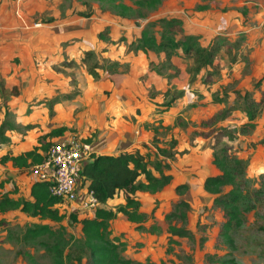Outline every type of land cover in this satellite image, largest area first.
I'll use <instances>...</instances> for the list:
<instances>
[{"label":"rangeland","instance_id":"obj_1","mask_svg":"<svg viewBox=\"0 0 264 264\" xmlns=\"http://www.w3.org/2000/svg\"><path fill=\"white\" fill-rule=\"evenodd\" d=\"M252 2L262 3V0H160V4L154 9L139 8L135 4V0H38L37 5L39 7L42 5L44 11L33 19L43 22L44 19L48 18L51 23H61L76 21L92 14L96 19H116L118 25L131 29H127V31L119 30L117 33L129 34L131 31H139V27L144 26L148 21L163 17L169 19L172 17H178V19L185 17V19L189 18L193 22L195 20L199 21L194 17L192 18L194 14L199 13H201L199 14L201 20H211L216 26L219 14L233 11L243 16L244 23L249 14L247 6ZM33 4L29 5L27 10L33 12ZM119 4L125 5L129 10L119 9ZM199 7L205 9H199ZM207 7H210L209 19L208 12H205ZM211 25L213 26V24ZM110 29L116 32L118 28H105L106 34L107 30L111 33ZM240 36H243V34L229 37V39L233 42L240 39ZM203 38V41H206L212 37L206 36ZM123 40L124 38L117 35L112 42L123 49L124 45L121 42ZM245 42L246 37L243 43L245 44ZM240 44H242V41ZM117 45L113 44V46ZM203 45H205V42ZM230 48L228 46L227 49H222L208 68L198 75V78L200 76L202 78L200 83L197 82V84L195 81L190 80V85H187L186 74H189L188 71L195 74L192 64L183 63L182 66L181 64L174 65V67H166L165 69L160 67L158 70L169 77L181 76L182 82L186 84L185 89L182 90L186 92L187 89H191L192 95L197 98L198 102L203 104L199 110L195 109L196 106L188 104L190 108L186 109V107L182 112L183 115L189 117V127L196 133L198 132L195 136V142L198 144L197 149L199 151L205 149L206 153L213 156L214 149L222 147L228 149L230 155L243 161L244 176L248 180V188L257 192L258 195L250 196V200L246 204L248 210H245L243 215V219L246 220L240 230L233 235L235 240L233 255L238 264H264V194L261 193L264 190V98L260 91V85H254L253 88L254 81L256 84V81L260 79V82H262L261 89L264 90V77L250 72L252 67H256V62L253 58L254 55L252 54L253 57H251L246 47L242 48L235 63L231 61ZM231 53L233 52L231 51ZM96 60L98 58L94 55L88 62ZM102 64L107 68L112 66V63L106 60H103ZM114 69L117 70L118 67H114ZM151 69H153L152 66ZM181 69L185 72H182ZM193 84H196V86H193ZM167 85L169 88V92L168 90L167 92L170 93L171 91V93L168 96H163L161 101H164L163 98L166 101L170 96L173 99L179 97L182 98L179 103L180 108L183 107L186 98L184 101L183 91H180L182 84L172 87L170 81H168ZM246 89H250L249 97L251 101H255L257 104L261 100L262 102L257 107L251 105L253 112H255V126L249 133L243 134L240 132L241 127L248 122V119L239 91ZM216 99L222 101L214 102ZM165 101L163 106H165ZM162 112H164V109H161L158 114ZM7 121L12 125L13 131L8 132L10 135L8 144L0 146V158L4 155H20L38 145V139L41 136H37L39 132L35 130L36 128L30 131L22 128L10 114H8ZM174 121H177L178 124L183 120L180 116H177ZM167 131L169 132V130ZM168 132H159L157 137L158 141L163 144L162 147L174 157L172 162L175 161L176 166L171 170H173L175 181L155 195L137 194L136 196L141 204L140 212L146 213L148 217L146 224H144L145 228L154 226L158 230L152 234L137 232L136 225L129 224L124 216L117 214L110 224L111 238L116 237L118 242L123 244L124 252L122 255L133 261L145 263L146 260H150L154 264H161L162 261L166 264H210L207 263V255L224 256L227 251L229 252V249L217 236L223 221V213L212 207L211 196L204 193L200 187L201 180L204 181L208 174H215L216 172L213 168H208L209 157L205 153L202 157L199 156L201 153L197 154V152L195 155H188L189 148H195L192 143L189 146L188 134L184 133L187 139L186 142H182L183 145H179L181 149L179 147L175 149L170 147V136H164L169 135ZM161 157L152 155L149 159L150 164L155 161L172 163L170 161L173 157L171 159ZM183 157L186 158L178 163L179 159ZM29 177L30 171L15 170L10 167L9 163L4 166L0 165V194L4 191L9 192L10 198L28 199L31 185ZM179 184L187 186L185 199L191 207L188 213V227L192 229L195 237L193 241L182 239L179 245L174 247L173 252L166 255L165 250L168 239L166 229L168 224L165 222L164 216L178 199L174 188ZM122 204H124L123 194L119 193L106 207L115 212L116 208ZM246 205L242 208H245ZM69 217L65 218L61 225L73 238L71 245H74L76 241L82 239V235L80 225L77 223L70 224L68 222ZM0 221H5L3 225L0 224V264H29L24 256L25 252L33 255L39 264H52L50 256L40 240L36 243L25 244L20 242L18 238L22 228L33 224H49L53 228H56L57 225L46 221L38 222L37 219L30 218L19 211L0 216ZM173 224L177 225L178 223ZM201 239L204 241L202 242ZM71 250L72 246L65 250L63 257L65 264H75Z\"/></svg>","mask_w":264,"mask_h":264},{"label":"crops","instance_id":"obj_2","mask_svg":"<svg viewBox=\"0 0 264 264\" xmlns=\"http://www.w3.org/2000/svg\"><path fill=\"white\" fill-rule=\"evenodd\" d=\"M18 2L0 0V125L8 113L22 128L29 131L36 128L39 132L37 136L63 130L60 137L50 140L54 144L75 136L83 143L90 140L87 145L91 155L114 156L135 149L146 154L149 151L146 147L152 150H155L156 145L162 147L157 136L159 132L167 130L169 135L164 136H170L169 141L171 138L177 141L176 149L186 142V133L190 140L189 146L191 143L195 146L189 148L188 155L197 152L202 157L205 153L209 157L208 168H213L217 174L211 164L210 154L205 149H197L195 136L198 132L189 127V117L182 113L191 104L197 110L203 104L192 95L191 89L183 91L186 84L182 82L181 76L169 77L158 70L160 67L165 69L174 65L182 66L183 63L191 64V61L184 62L183 59L172 57L168 63L164 53L128 51L127 45L139 36L143 25L139 31L119 34V30L131 29L118 25L116 19H96L92 14L76 21L51 23L46 18L41 22L33 19L44 11L42 5H37L38 0ZM31 4L33 12L27 10ZM247 8L249 14L244 23L243 16L233 11L219 14L216 26L211 20H201V13L192 16L199 21L180 18L185 34L199 36L203 47L209 42L203 41L206 36L213 38L223 34L235 37L244 34L246 42L239 53L246 47L256 62V67H252L250 72L264 77V0L262 3L252 2ZM209 10L210 7L205 10L208 19ZM105 28L118 29L116 32L110 29L111 33L107 30L106 41H101L98 34ZM117 35L124 38L121 41L123 49L112 42ZM87 53L96 55L98 60L88 62L90 57L86 58ZM103 60L112 63L113 67L107 68L102 64ZM97 62L98 66L94 68ZM151 64L153 69L149 66ZM92 67L91 74L88 70ZM201 72L193 74L188 71L191 75L186 74L187 85H190V80L200 83L202 76L198 78V75ZM168 81L172 87L182 84L180 91H183L184 101L186 98L183 107L179 105L182 98L173 99L172 96L166 101L163 98V106L161 98L171 93H168ZM161 109L164 112L158 114ZM177 116L183 120L178 124L174 121ZM8 132L7 137L10 138ZM152 155L150 153V158ZM185 158H180L178 163ZM175 166L174 161L170 164V170L164 172L173 177V182L175 178L171 169ZM149 168L156 176L157 173ZM29 178L32 185L34 181L31 175ZM139 194L150 196L149 193Z\"/></svg>","mask_w":264,"mask_h":264},{"label":"trees","instance_id":"obj_3","mask_svg":"<svg viewBox=\"0 0 264 264\" xmlns=\"http://www.w3.org/2000/svg\"><path fill=\"white\" fill-rule=\"evenodd\" d=\"M135 4L139 8L154 9L160 4V0H135ZM118 8L128 9L123 4H119ZM199 9L205 8L199 7ZM90 15L85 16L89 17ZM106 37L105 30L98 34L101 41H106ZM239 38L231 42L228 36L216 35L209 40L207 46L203 47L200 45L199 36L185 34L181 19L163 17L148 21L141 28L139 36L127 45V50L142 51L145 54L148 52L153 54L164 53L168 63L172 57L183 59V61L189 60L192 62L194 73L197 74L206 70L214 58L221 53V50L227 49L228 46L231 47V61L235 63L245 35L243 34ZM240 40L242 44H240ZM85 56L86 58L90 57L91 60L94 55L87 53ZM97 66L98 64L93 65L94 68ZM93 67L88 70L91 74ZM258 80L256 84L254 81L253 88L254 85H260V91L264 98V90L261 89L262 82L260 79ZM235 93L233 94L236 95ZM239 93L248 119V122L241 127L240 132L247 134L255 126V112H253L251 105L257 107L262 100L258 104L251 101L250 89L239 91ZM221 101L216 99L214 102ZM7 117L8 113L5 114L0 125V146L8 144L10 139L7 137V132L13 131ZM62 134L63 130L50 131L39 137L38 145L32 150L17 156H2L0 165L4 166L9 163L15 170L30 171L31 167L44 161L51 147L55 145L50 140L60 137ZM84 143H90V140ZM176 145L177 141L171 139L170 147L175 148ZM146 148H149L146 154H141L139 150L135 149L118 156L102 154L90 156V161L83 166L81 175L89 182V189L93 191L98 206L90 219L88 217L78 218L74 214L70 215L68 222L80 225L82 235V239L76 241L74 245H71L73 238L61 225L66 218L65 214H62L56 207L61 201L59 198L50 195L48 184L45 182L34 181L30 187L28 199H13L9 197V192L3 191L0 194V216L19 211L30 218L37 219L38 222L46 221L57 225L56 228H53L49 224L36 223L22 228L18 238L20 242L25 244L36 243L40 240L50 256L52 264H65L63 259L65 250L71 246V255L74 257L75 264H154L150 260L142 263L125 258L122 255L124 252L123 244L119 243L116 237L111 238L110 233L111 221L116 218L117 214L124 216L129 224L136 225L137 232L152 234L158 230L154 226L145 228L144 224H146L148 217L146 213L140 212L141 204L136 196L139 193L155 195L173 183V177L164 173L170 170L171 163L155 161L150 164V153L169 159L173 156L158 145H156L155 150L150 147ZM227 150L222 147L214 149L213 156L211 155V164L217 170V174L206 176L200 185L202 191L211 196L212 207L223 213V221L217 236L229 249V252L227 251L224 256L207 255L206 260L210 264H238L233 255L235 251L233 235L240 230L246 220L243 219V215L245 210H248L246 204L249 202L250 196L258 195L257 192L248 188V180L244 176L243 161L230 155ZM173 160L174 157L170 162ZM149 167L158 176H154ZM174 192L178 199L164 216V220L168 224L166 255H170L182 239L193 241L195 237L192 229L188 227V213L191 207L185 199L187 186L184 184L176 185ZM119 193L123 194L124 204L119 205L114 212L106 206ZM261 193L264 194V190ZM244 205H246L245 208H242ZM4 223L5 221H0V224L3 225ZM7 232L10 233L8 230ZM201 241L204 240L201 239ZM24 256L29 264H39L30 253L25 252ZM161 264L166 263L162 261Z\"/></svg>","mask_w":264,"mask_h":264},{"label":"built area","instance_id":"obj_4","mask_svg":"<svg viewBox=\"0 0 264 264\" xmlns=\"http://www.w3.org/2000/svg\"><path fill=\"white\" fill-rule=\"evenodd\" d=\"M90 156L89 145L72 136L51 147L44 161L31 167L32 179L48 184L50 195L61 201L56 207L66 218L74 214L78 218L90 219L98 206L89 182L81 175Z\"/></svg>","mask_w":264,"mask_h":264}]
</instances>
